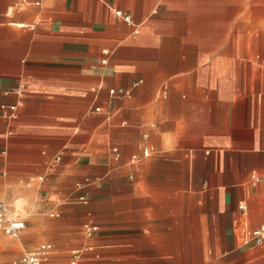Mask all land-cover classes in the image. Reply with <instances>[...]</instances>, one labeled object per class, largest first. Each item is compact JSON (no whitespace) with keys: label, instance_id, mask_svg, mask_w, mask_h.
I'll list each match as a JSON object with an SVG mask.
<instances>
[{"label":"crops","instance_id":"0c3cea01","mask_svg":"<svg viewBox=\"0 0 264 264\" xmlns=\"http://www.w3.org/2000/svg\"><path fill=\"white\" fill-rule=\"evenodd\" d=\"M18 200L0 264L44 243L49 264H264L245 242L264 228V0H0V201Z\"/></svg>","mask_w":264,"mask_h":264},{"label":"built area","instance_id":"2783aa9c","mask_svg":"<svg viewBox=\"0 0 264 264\" xmlns=\"http://www.w3.org/2000/svg\"><path fill=\"white\" fill-rule=\"evenodd\" d=\"M116 15L126 23L131 22L129 15L117 11ZM111 95H115L114 91L110 92ZM119 96H127V93L120 91L117 93ZM10 110H14L11 108ZM99 111V109H96ZM144 156H147V152L144 151ZM58 161V160H57ZM255 182H259V179L255 178ZM77 188L82 185L77 184ZM80 201L85 202L84 197L80 198ZM244 210L243 208H241ZM25 223L22 215L19 211L5 202L0 201V235L18 239L20 233L24 230ZM84 234L90 238L93 236V229L90 226L84 227ZM246 243L252 242L255 246H260L264 242V228L253 231L245 240ZM53 247L50 244H41L31 251H25L20 259V264H49ZM84 249H74L70 252L69 261L67 264H81Z\"/></svg>","mask_w":264,"mask_h":264},{"label":"rangeland","instance_id":"374dc122","mask_svg":"<svg viewBox=\"0 0 264 264\" xmlns=\"http://www.w3.org/2000/svg\"><path fill=\"white\" fill-rule=\"evenodd\" d=\"M15 208L19 211V213L22 215V216H24L25 215V211H24V209H23V201L22 200H18L16 203H15ZM22 234L23 233H21V236H22ZM21 236H20V238H21ZM0 237H6V236H2V235H0ZM75 247H78V245L77 246H75ZM74 247V248H75ZM57 258H59L58 256H56ZM68 261V260H67ZM67 261H66V263H67Z\"/></svg>","mask_w":264,"mask_h":264}]
</instances>
